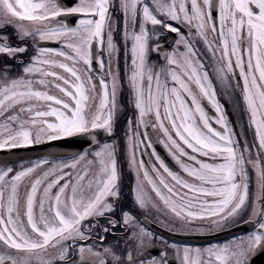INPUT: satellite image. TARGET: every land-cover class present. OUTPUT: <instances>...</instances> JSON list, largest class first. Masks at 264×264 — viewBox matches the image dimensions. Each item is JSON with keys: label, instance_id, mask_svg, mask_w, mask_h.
Masks as SVG:
<instances>
[{"label": "snow or ice", "instance_id": "snow-or-ice-1", "mask_svg": "<svg viewBox=\"0 0 264 264\" xmlns=\"http://www.w3.org/2000/svg\"><path fill=\"white\" fill-rule=\"evenodd\" d=\"M217 82L230 99L239 89L247 130L230 127ZM153 132L179 172L154 148V175L137 160ZM80 136L79 152L0 166V264H168L169 248L179 264H253L264 253V0H0V150ZM160 202L180 230H211L197 219L254 230L182 248L141 219Z\"/></svg>", "mask_w": 264, "mask_h": 264}, {"label": "flooded vegetation", "instance_id": "flooded-vegetation-1", "mask_svg": "<svg viewBox=\"0 0 264 264\" xmlns=\"http://www.w3.org/2000/svg\"><path fill=\"white\" fill-rule=\"evenodd\" d=\"M175 35H176L175 33L170 34V36H172V37H175ZM170 43L171 42H166L165 47H169ZM199 46L202 47V45H199ZM153 58L154 59L156 58L155 53H153ZM206 63H207V60H206ZM209 71H211V66L209 67ZM235 83H236V81L233 80L232 81L233 86L235 85ZM216 88L218 89V99H220L221 103L224 105V103L222 102V100H223L229 106L231 111L233 112L235 119H236V122H237V125H238V132L240 133L241 126H243V128L245 130H247V127H248V114H247V112L245 111L243 113V115H241L240 111L238 110V113H237L236 108L233 106L235 103V97H239L240 92L236 89L235 90V96L230 99L228 96H225L223 94V88L218 82L216 83ZM229 91L231 92V89ZM124 99H126V97ZM204 103L206 105V110L209 112L210 116L214 115V109L212 108V106L210 104H208V102L206 100L204 101ZM241 105L243 106L242 100H241ZM224 108H225V111L227 113V116H228V119L230 122V127H232V129L235 131L225 105H224ZM119 115H120V123L118 125V130H117L116 137H115V139L117 141V145H118L117 157H118V165H119V168H120V170L122 172V176H123V182H124L123 192L125 195V203H129L132 199V196H133V194L130 192V188L135 186V173L132 172L131 169H129L128 164H127V149L124 147V132H125L124 123H125V115L130 116L131 111L121 109ZM214 126L217 127L218 129L220 128L219 125H214ZM143 131H144V129L141 128V132H143ZM149 131H151V130L149 129ZM247 138L249 141H251V139H252V133L251 132L247 133ZM47 142H50V141H45L43 143H47ZM241 142H243V141H241ZM147 143H148V141H145V144H147ZM151 144H152V147H145L144 145L140 146V151L144 153L143 156L140 155V152H137V160L139 161L140 159H143L145 161L146 167L148 168L150 175H154L151 172V162L154 161L155 158L151 157V155H150V153L153 151V148L157 151V153L161 156V158L165 160V163L168 164V166L173 171H177V172L180 171L178 166L175 164V162L169 156L167 150L163 147V145H161L159 143V140H158V138L154 132L152 133ZM158 147H159V150H158ZM164 157H169L170 159H165ZM34 160H36V159L15 162L13 166L19 167L20 164H22V163L26 164L28 161H34ZM2 165L3 164H0V166H2ZM184 175L186 176V174H184ZM165 176H166V174H165ZM168 179L171 182L170 178H168ZM145 187L149 188L146 181H145ZM149 191H150V188H149ZM151 195L154 199L158 200V198L155 197L154 193H151ZM141 219L145 223V226L150 231H152L154 233L155 237L159 241L166 240L170 244L175 243V244L181 246L182 248L184 246H187L190 248H197V247L204 248V247L210 246L211 244H223L229 240H232L233 238H235L237 236L242 235V234H238V235L234 236L233 238L229 237V238L224 239V240H207V239H210L211 237L218 236L219 234H221L223 232L232 230V224L227 225L224 228L215 229V228H212V226L210 224H206L204 221H201L199 219L193 221V224H196V225L203 224L205 226V228H208L211 230H209V231H196L194 229L193 230H180L181 229L180 222L173 217V215L162 204V202H160V208L159 209L153 208L150 211H145L141 215ZM147 222L154 225V226H157L159 229L164 231L166 234L152 230L148 226ZM245 224H251L252 225V228L248 232L254 230L253 223H250V222L240 223V225H245ZM248 232H246V233H248ZM246 233H244V234H246ZM161 250L162 249L160 247V244L157 243V245L151 249L150 254L155 255V256H159V252ZM168 253H169L167 256L168 264H179L178 260L176 259L175 250L172 248H169Z\"/></svg>", "mask_w": 264, "mask_h": 264}, {"label": "water", "instance_id": "water-1", "mask_svg": "<svg viewBox=\"0 0 264 264\" xmlns=\"http://www.w3.org/2000/svg\"><path fill=\"white\" fill-rule=\"evenodd\" d=\"M62 3L67 5L71 0H61ZM45 46H55L54 43L44 42ZM233 123L235 124L232 116ZM88 138L80 136L76 138H68L59 141H53L44 145L33 146L28 149H14L10 151H0V163L4 162H18L20 160L33 159L42 156H48L49 154H61V153H75L83 150L88 146ZM156 227V226H155ZM251 224L242 225L236 227L230 231L224 232L219 237H227L235 235L238 232L250 230ZM158 229V228H157ZM253 264H264V253L257 254L253 259Z\"/></svg>", "mask_w": 264, "mask_h": 264}, {"label": "rangeland", "instance_id": "rangeland-1", "mask_svg": "<svg viewBox=\"0 0 264 264\" xmlns=\"http://www.w3.org/2000/svg\"><path fill=\"white\" fill-rule=\"evenodd\" d=\"M239 91V89H237ZM236 112L238 113V109H236ZM238 225H240V223H236V224H232V228L237 227Z\"/></svg>", "mask_w": 264, "mask_h": 264}]
</instances>
